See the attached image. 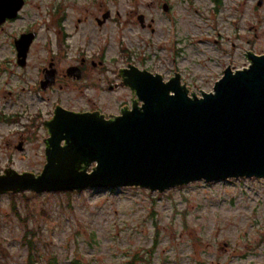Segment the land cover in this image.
I'll list each match as a JSON object with an SVG mask.
<instances>
[{"label": "rangeland", "instance_id": "rangeland-1", "mask_svg": "<svg viewBox=\"0 0 264 264\" xmlns=\"http://www.w3.org/2000/svg\"><path fill=\"white\" fill-rule=\"evenodd\" d=\"M258 1L166 0L172 6L166 14L160 0H29L21 22L37 27L39 36L26 68L4 63L13 60L10 28L8 37L0 32V43L6 37L8 43L0 46V175L6 168L37 175L46 163L49 134L42 124L59 94L33 87L51 11L109 9L116 18L103 28L91 18L83 23V54L104 56L114 72L123 65L122 43L158 73L168 75L176 65L199 95L212 90L223 65L247 66L244 50L264 53V0ZM139 14L152 26L142 28ZM125 98L87 92L83 108L117 114ZM27 227L39 233L42 255H54L58 264H264V178L197 180L164 192L137 186L7 192L0 195V264H26Z\"/></svg>", "mask_w": 264, "mask_h": 264}, {"label": "water", "instance_id": "water-1", "mask_svg": "<svg viewBox=\"0 0 264 264\" xmlns=\"http://www.w3.org/2000/svg\"><path fill=\"white\" fill-rule=\"evenodd\" d=\"M22 4L0 0V12L14 16ZM248 59L200 96L179 76L164 82L133 68L126 83L140 104L131 109L105 118L58 108L46 124L41 173L3 169L0 195L130 186L164 192L197 180L264 178V54Z\"/></svg>", "mask_w": 264, "mask_h": 264}, {"label": "flooded vegetation", "instance_id": "flooded-vegetation-1", "mask_svg": "<svg viewBox=\"0 0 264 264\" xmlns=\"http://www.w3.org/2000/svg\"><path fill=\"white\" fill-rule=\"evenodd\" d=\"M214 1L219 3L220 0ZM28 2L29 0H23L21 8L14 16L9 17L7 11H4L5 15L0 12L2 14L0 15V32H3L7 36V30L10 28V35L8 36L10 37V49L13 51V60H5L4 63L7 64L11 61L14 65L22 69L28 66V58L34 51L35 41L39 36V29L37 27L32 26L30 22L27 25L25 21L21 22L23 19V8ZM160 2L163 11L169 14L172 9L170 3L166 2V0H160ZM215 9L218 8H214L213 12ZM239 10L241 12L243 11L241 7H239ZM140 15L143 16L142 21L139 18ZM104 16L107 17L104 18ZM89 18L97 23L101 29L113 21L116 16L111 14L109 9L102 6L99 8L97 14L91 12L89 15H83V11L69 12L65 10L51 11L49 13V24L51 26L47 28L48 34L46 42L41 45L43 50L46 51L44 56L45 60L37 64L34 75L35 86L33 87V91L36 93L53 92L55 95L56 93L59 94L52 103L53 110L51 118L43 121L42 124L47 132L46 124L54 118L58 108L79 114H83L84 112L98 113L104 115L105 118H113L121 114L122 111L131 109L135 103L140 104V102H137L138 99L135 90L126 83L128 75H125V72L132 71L133 68H137L142 72H149L153 75H160L164 82L179 76L181 84L190 95L200 96L204 92H211L213 90V88L208 91L200 90L199 95L196 94L187 83V80H183L182 74L176 65L168 75L158 73L147 67L146 64L137 63L134 58V52H128L122 43H119L122 47L120 52L125 53H123V56H119V58L123 61V65L114 69L116 71L113 72V70L109 69V65L104 56L98 53L83 54V23L88 21ZM137 20L142 28L152 26L151 23H145V16L143 14H139ZM7 37L4 43H0L1 47L8 46ZM29 39L31 41L25 51V41ZM176 43L177 41L175 42L173 40V44ZM172 49L173 55L175 56L173 60L176 61L177 49L175 46ZM250 53L256 55L264 54L263 52L258 53L253 50H244L243 56L247 60L246 65L250 62L248 59ZM229 67L232 70L240 69L232 63L223 65L219 78H221L225 70ZM87 92H92L95 96L103 92L120 93L125 97L128 95L129 98L119 101L120 106L117 114H105L101 108L95 106L83 108V97H87ZM61 95H64V97ZM61 104L66 105L64 107ZM62 144L64 145V142Z\"/></svg>", "mask_w": 264, "mask_h": 264}, {"label": "trees", "instance_id": "trees-1", "mask_svg": "<svg viewBox=\"0 0 264 264\" xmlns=\"http://www.w3.org/2000/svg\"><path fill=\"white\" fill-rule=\"evenodd\" d=\"M14 210L16 212L15 208ZM16 214L19 216L18 212ZM37 237H39V233L35 229L26 228L22 238L23 244L27 247L28 251L26 264H58V260L54 255H48L47 258V255H42V252L37 246Z\"/></svg>", "mask_w": 264, "mask_h": 264}]
</instances>
